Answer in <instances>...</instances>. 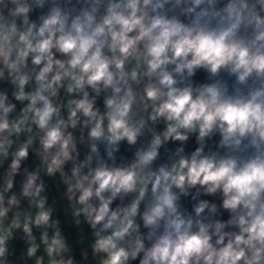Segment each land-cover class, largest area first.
I'll use <instances>...</instances> for the list:
<instances>
[{
	"label": "clouds",
	"instance_id": "1",
	"mask_svg": "<svg viewBox=\"0 0 264 264\" xmlns=\"http://www.w3.org/2000/svg\"><path fill=\"white\" fill-rule=\"evenodd\" d=\"M0 264H264V0H0Z\"/></svg>",
	"mask_w": 264,
	"mask_h": 264
}]
</instances>
